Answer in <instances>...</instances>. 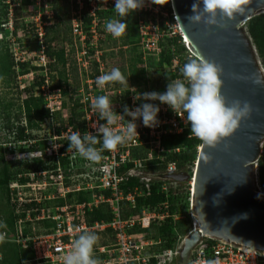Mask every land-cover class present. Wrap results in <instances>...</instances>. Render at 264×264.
Segmentation results:
<instances>
[{"label": "built area", "instance_id": "2783aa9c", "mask_svg": "<svg viewBox=\"0 0 264 264\" xmlns=\"http://www.w3.org/2000/svg\"><path fill=\"white\" fill-rule=\"evenodd\" d=\"M42 1V6H47L46 1ZM5 2L8 4V15L1 27L9 31L4 39L9 45L16 68L20 63H30L40 67V70H29L22 75L23 77L30 75L32 81L33 72L42 73L45 79L38 94L43 97L44 106L49 112L60 111L62 107L61 89L57 87L51 89L47 75L48 65L54 59H49L43 52L44 26L52 23L51 10L50 14L45 12L49 21L42 20L40 14L30 20L34 28L36 36L34 42L37 47L36 53H31L23 42L17 40V37H20L16 36L17 32L15 35L12 33L13 7L20 4L19 0L17 2L5 0ZM69 2L71 11L73 9L78 11L70 16L71 38L78 39L81 43L84 42L86 50L92 48V54L86 57L95 55L93 61L97 63L99 72L94 79L88 78L87 80L90 90L93 89V95L88 92L87 96L80 100L83 112L81 119L84 121L85 129L83 131L73 130L71 126H67L59 134L53 131L51 139L38 141L39 144L34 150L27 152L18 150L21 146L27 148L33 144L30 142L28 144L25 140L17 141L12 147H7L9 152L14 149L11 154L16 155L19 160L29 157L28 161L32 162L33 159H39L46 166L36 171L18 173L8 183L11 190L17 188L21 190V192L15 191L16 193L14 192L15 194L10 197L13 216L17 217L14 219L15 233L9 241L21 250H28L30 253L31 256L22 261L24 264H63V256L72 248L74 240L82 231L94 232L98 236L108 232L107 234L112 239L111 242L100 243L93 248V256L103 255L101 259L95 258L97 264H177L178 251L184 238L197 227L192 206L191 172L193 168L188 173L189 179L186 182H178L167 177L169 174L183 171L179 168L178 159L174 155L184 151L185 146L178 144L176 147L166 148L162 141L167 136L184 133L186 137H196L190 132V123L184 119L186 114L180 116L168 105L161 104L159 101H151L160 107L158 126L149 128L137 119L138 134L124 146H118L112 151L104 150L99 162L85 160L74 149H68L67 137L73 132H79L81 135L85 133L97 135L98 143L95 147H100L102 137L96 133V128L104 121L100 120L96 111L91 107L97 95L95 90L108 96L110 101L113 97H117V100L111 103L117 114L121 115L124 114L125 105L132 109L145 102L142 99H134L140 94L135 88H130L126 92L112 90V95H110L107 89L98 88L95 84L96 77L103 75L97 58V44L103 39V34L108 33L105 29L103 32L100 29L101 25L107 23L102 22L104 18L97 14V10L114 9L115 0H69ZM34 4V6L39 5V0H35ZM135 11L138 13L136 48L143 61L151 56L158 59L162 52L161 42L174 37H180L178 42L184 46L189 57L193 56L187 43L184 42L172 10L170 12L162 10L158 4L145 0L144 6ZM87 19L88 24L85 23ZM0 39H3L2 32H0ZM86 50L84 54H87ZM171 50H174L172 46ZM176 67L182 68L176 57H172L170 64H162L166 72L174 73ZM141 69L152 71L145 65L141 66ZM154 73V78L148 77L146 92L163 93L166 91L165 88L152 83L153 79L162 76V71L158 70ZM175 80H183V77H176ZM25 87L23 85L22 89ZM122 93H124L125 105L122 103ZM128 119L131 118L125 116L113 127L116 129L125 127ZM15 146L17 147L14 148ZM195 161L196 159L194 163ZM194 163L193 166H195ZM23 177L26 181L21 182L19 179ZM130 179H135V184L130 185ZM153 185L157 186L155 193H162L164 199L152 204L141 205L136 213L123 215L124 210L135 208L136 198L151 195ZM182 185L187 194L189 230L186 234L178 236L172 247L158 250L155 246L160 243V239L150 237L143 229L149 228L151 224L161 225L168 217L176 220L184 216L175 212L171 214L168 200L170 195L176 193L175 189ZM27 188H32L35 194H25L24 189ZM81 193L84 195L81 201L74 199L75 194ZM69 194H71L70 202H64L62 205L51 202L59 197L66 198ZM102 205L108 208L111 214L110 219L89 222V213ZM26 222L29 224L26 225ZM25 228L28 231L24 232ZM5 237L6 232L0 231V242L4 241ZM209 261L213 264H264V251L252 250L221 239L203 237L192 247L185 264H209Z\"/></svg>", "mask_w": 264, "mask_h": 264}, {"label": "water", "instance_id": "95a60500", "mask_svg": "<svg viewBox=\"0 0 264 264\" xmlns=\"http://www.w3.org/2000/svg\"><path fill=\"white\" fill-rule=\"evenodd\" d=\"M169 2L193 56L220 67L226 101H247L251 109L234 133L216 147L201 143L192 190L197 227L184 238L177 264L186 263L190 250L203 237L264 251V195L257 191L254 170L264 139V69L243 30L246 20L264 11V0H249L243 14L221 21L223 27L190 22L193 0ZM167 177L186 182L189 174L181 171Z\"/></svg>", "mask_w": 264, "mask_h": 264}, {"label": "clouds", "instance_id": "9594fccd", "mask_svg": "<svg viewBox=\"0 0 264 264\" xmlns=\"http://www.w3.org/2000/svg\"><path fill=\"white\" fill-rule=\"evenodd\" d=\"M151 2L159 4L157 0ZM248 3L249 0H193L192 14L187 19L192 23L203 22L208 26L223 27L221 21L243 14ZM144 4L145 0H115L113 8L120 19L107 22L105 30L113 38L123 36L127 27L124 18ZM220 72V67L213 62L200 57L189 58L180 69L183 80L169 81L163 93L151 91L136 95L134 99H142L145 102L132 109L125 105L123 115L117 114L108 96H97L91 107L100 120L104 121L96 128V133L102 137L100 147H95L98 143L97 135L73 132L67 137L68 149H74L85 160L99 162L104 150L112 151L118 146H124L138 134L137 119L146 127L158 126L160 107L151 101L168 105L180 116L186 114L184 119L190 123V132L205 145L216 147L223 138L234 133L241 120L247 117L251 110L247 101H226L221 94ZM126 82L128 83L127 78L119 68H112L110 72L96 77L95 80L98 88H103L106 84ZM256 82L260 83V80L257 79ZM125 116L131 118L126 126L114 128L117 121ZM96 242L95 233L82 231L74 240L72 248L63 256V264H97L92 255ZM209 264L213 262L209 261Z\"/></svg>", "mask_w": 264, "mask_h": 264}, {"label": "trees", "instance_id": "16d2710c", "mask_svg": "<svg viewBox=\"0 0 264 264\" xmlns=\"http://www.w3.org/2000/svg\"><path fill=\"white\" fill-rule=\"evenodd\" d=\"M46 3L49 4L50 10L52 12L51 20L52 23L49 25L44 26L45 30V36L43 41V52L46 56H48L49 59H54L52 63L48 65V78L49 82L53 79L52 70L56 69L55 66L57 63H65V51H64V45L58 46V49H54V46L59 42L64 43L67 42L68 44L71 43V35H70V16L69 13L71 11V3L69 0H45ZM11 2H17V0H11ZM20 4L18 6L13 7V34L15 35L18 30H24L26 34L30 33L29 30H31L34 33L33 27L28 22H18L21 12V6H26L28 3L33 4L35 0H19ZM159 3L158 5L168 12L171 11V8L169 6V0H157ZM43 4V1H42ZM41 4V9H42ZM157 4V3H155ZM97 14L103 18L107 19H115L119 20L120 17L115 13L114 9H108V10H97ZM8 15V4L5 2V0H0V32L3 33V39H0V77L2 76H8L10 73H12V77L17 76L18 74H25L30 69L36 71L40 70V67L29 65L25 68V65H28L29 63H20L18 64V72L16 73L14 67L16 68V64L13 60L12 53L10 51L8 43L5 41L4 38H6L9 34V31L7 29H4L1 27V24L7 20ZM42 20L49 21L48 18L43 15L41 16ZM127 21V24L130 25V33L132 36L135 35V38L132 43L130 40V43H128V38L126 36V32L123 36L120 37V47L123 49H130L135 50L136 49V42H137V30H136V21ZM85 23H89V20H85ZM133 27V28H132ZM135 28V29H134ZM133 29V30H132ZM243 30L247 37L250 39L251 44L253 45L257 57L259 59V62L261 66L264 68V11L254 14L251 16L248 20H246L243 24ZM128 33V32H127ZM25 34V35H26ZM34 37L36 38L35 34ZM180 37H174L172 39H166L165 41L161 42L162 46V52L160 56L157 58L154 57H148L144 62L141 58V55L139 51L137 50L136 54L133 55L136 56V60L141 63H145V65L152 69L154 72L156 71H162V76L158 77L156 79H153V84L158 86H167L169 81L175 80L176 77H182L180 73V69L176 67L175 72H166L162 68V64H170L172 57H176L181 65L183 67L184 63L188 61L189 58H192L194 56H188L187 52L185 51V48L182 44L178 42V39ZM128 39V40H127ZM102 40H99V44ZM98 45V44H97ZM129 45V47H128ZM171 46L173 47V51L171 50ZM26 48L27 47L25 44ZM127 49V50H128ZM93 50L92 48L88 49L87 55L92 54ZM121 54L122 51L120 50ZM57 62V63H56ZM95 69L94 71L89 74L92 79L95 78V76L99 73L97 70V63L93 62ZM16 68V69H17ZM139 71L145 75L146 71L143 69H139ZM145 73V74H144ZM45 76L40 73L36 74L34 78L31 81L30 86L34 87L36 89V92L34 90H30L29 88L22 89L24 92L27 93V96L22 100V111L21 113L25 116V119L27 121L30 120L31 117L37 118L39 121L45 120L47 118H53V116L58 115L60 111L55 112H49L47 108H45V103L43 100V97L38 94V91L40 89V86L44 83ZM49 87L52 88H62V85L59 83L52 85L49 84ZM164 88V87H163ZM36 93V94H35ZM61 93L65 94V89H61ZM101 95H103L101 93ZM100 96V95H96ZM78 101L75 100L74 105L70 108V120L65 123L61 124L60 127H55L54 133L59 134L61 130H64L67 126H71L73 130H81L83 131L85 129L84 127V121L80 120L83 116L82 112V106L81 104L77 103ZM64 104H62L63 106ZM77 117L79 121L72 120V117ZM18 120V116L16 117ZM13 124H10L9 121H6L5 128L7 129L8 133H13L14 135L12 137V140L14 142L17 141H24L30 138V134H28V126L26 125H17L15 126V129H13ZM186 133L182 135H175V136H167L163 139V145L167 147H176L178 144H183L185 146L184 151H182L179 154H175L174 156L178 159V166H181L182 164H185L187 162H192L193 159L195 160L197 156V146L201 144L202 141H200L198 138L194 137H186ZM39 144V143H38ZM17 147V146H15ZM33 149L34 146H31ZM264 148V144H263ZM20 151H27L25 147L21 146L18 148ZM31 150V149H30ZM12 162V161H11ZM11 162L9 165H11ZM13 163V162H12ZM15 163V162H14ZM13 163V164H14ZM22 163V162H21ZM26 167L25 169L16 168L15 170L10 171L7 173V183L11 179L15 178L18 173L26 172L29 170H38L40 168H45L46 166L43 165L42 161L39 159H33L31 164H28L25 162ZM48 167V166H47ZM24 170V171H23ZM21 182L26 181V179L20 178ZM130 185L135 184V179H130L129 182ZM257 186L264 192V164L258 162L257 164ZM157 188L156 185L152 186V193L148 197L145 198H136V206L134 209L124 210L123 215H126L128 213H136L139 211L141 205H147L152 204L158 201H161L164 199V196L162 193H155V189ZM183 186H179L177 189H175L176 193L174 195H170L168 198L169 200V209L170 213H179L180 215H184L182 218L173 220L172 217H168L161 225H155L151 224L149 228L143 229L147 232V234L154 238V239H160V243L155 246L158 250L165 249L168 247H172L174 242L176 241L178 236H182L187 233L190 227V219L187 214V194L185 193ZM84 195L81 194H75V198L77 201H81L84 197ZM71 201V194L67 195L66 198H57L51 201L52 203L56 205H62L64 202H70ZM48 204V203H47ZM13 210V209H12ZM17 216H13L10 220V223H14V219H16ZM111 214L108 210V208L104 205L101 207L94 209L91 213L88 215L89 222H93L94 220H100V219H110ZM26 225L29 223L26 222ZM27 228V227H26ZM24 229V232L28 231V229ZM140 230V229H139ZM94 233V232H93ZM108 232L102 233L101 235H104L102 237V240L106 244L111 242L110 236L107 234ZM96 234V233H95ZM105 234L108 237L107 240H105ZM100 235V236H101ZM98 236V234H96ZM101 240V241H102ZM210 242V241H209ZM17 253V264H24L22 263L23 260L29 258L31 255L28 253V250H21L20 247L16 248ZM94 258H103L102 254H99L97 256H93ZM153 262V260H152Z\"/></svg>", "mask_w": 264, "mask_h": 264}, {"label": "rangeland", "instance_id": "374dc122", "mask_svg": "<svg viewBox=\"0 0 264 264\" xmlns=\"http://www.w3.org/2000/svg\"><path fill=\"white\" fill-rule=\"evenodd\" d=\"M42 0H39V5L34 6L35 4L29 3L26 6H21V12L19 21L22 22H29V26L32 25L33 17L40 14L41 16L45 15L47 12L50 14V6L47 3V6H42L41 9ZM155 4V3H153ZM46 7V8H45ZM163 10V9H162ZM78 11L74 10L70 11L69 16H72L73 13H77ZM138 13L136 11L130 13L127 17L124 18V22L126 23V36L128 40V43H130V40H134L135 35L132 36L129 34L130 32V25L127 24V21L131 19V21L137 20ZM51 16V15H50ZM47 17V16H46ZM110 20L114 19H107L104 18L102 22H109ZM130 21V22H131ZM133 28V27H132ZM100 29H105V25H101ZM135 29V28H134ZM34 30V28H33ZM133 30V29H132ZM30 33L26 34L25 32H21L20 30L17 31L16 36L17 40L20 42H23L24 46L26 44L27 47H30L29 50H31V53H36V44L34 42V33L29 30ZM128 32V33H127ZM26 34V35H25ZM125 34V33H124ZM121 39L119 38H113L110 33L103 34V39L101 43H98L97 46V58L100 62L99 68L102 69V74H105L106 72H110L112 68H119L122 72V74L125 75L127 78L128 83L120 84V83H112V84H106L104 86L105 89H107L108 94L112 95V90H121L122 92L128 91L130 88H135L137 92L143 93L146 92L148 88V77L154 78V71L147 70L146 74L143 75L139 69L141 66H144L145 64L143 62L139 63L136 60L137 55L136 52L138 48L135 50H130L128 48L123 49L120 47ZM133 43V41H132ZM64 45V51H65V63H57L55 68L52 70L53 79L50 81V84H61L62 90L65 89V94H61V100L62 104H64L58 115L53 116V118H47L45 120L39 121L35 117H31L29 121L25 119V116L21 113L22 106L21 102L22 100L27 96V93L22 90L23 85L26 86V88H31L30 90H34L36 92V89L34 87H31V76L28 75L27 77H23L22 74H18L15 77H12V73L8 76H2L0 77V231L6 232V239L4 241L0 242V264H17V245L13 244L9 241V239L12 237V235L15 233L16 225H14L13 222L10 223L11 218L13 217V210L10 202V197L15 194V191H20V188L11 190V188L8 186L7 183V173H9L12 170H15L16 168L25 169L26 167L25 162L28 164H31L29 157L27 158H21L22 160H19L16 155H13L14 149H12L10 152L8 151L7 147L13 146L15 143L12 140V137L14 135V132L8 133L7 129L5 128L6 121L8 120L10 124H13V129H15V126L17 125H26L28 126V134H30V138H28L26 143L29 145L26 150L28 149L30 151L34 150L36 145L38 144V141L40 140H49L52 138L53 131L55 127H60L61 124H65L70 120V108L72 105H74L75 100H77V103H81L80 100L84 98V96H87L86 94L88 92H91L93 95V89L90 90V87L87 83L88 78L92 79L89 74H91L95 66L93 64V58L86 57L87 54H84V50H86L85 43H81L78 39H74L72 37L71 43L68 44L67 42L61 43L59 42L58 45L56 44L54 46V49H58V46ZM129 47V45H128ZM128 49V50H127ZM122 51V54L120 52ZM88 52V50H86ZM89 54L88 56H90ZM28 65H25V68L28 67ZM146 66V65H145ZM16 73L18 72V68L16 69L14 67ZM31 71H34L30 69ZM28 72V71H27ZM38 74V72H33V76ZM19 76V77H18ZM32 76V77H33ZM166 89V86H163ZM95 90V89H94ZM96 94L101 95L100 92H97L95 90ZM82 93L84 95L82 96ZM36 94V93H35ZM95 94V93H94ZM124 93H122V103L125 105L126 101L123 97ZM117 97L112 98L113 101H116ZM82 106V104H81ZM18 116V120L16 117ZM72 120L79 121L77 117H72ZM82 120V119H80ZM23 142V141H22ZM16 144V143H15ZM264 139L260 145V153L258 160L254 163V170L256 174V186H257V164L258 162L264 164ZM31 146H34L32 149ZM16 148V147H14ZM27 150V151H28ZM36 150V149H35ZM25 151V152H27ZM20 152V151H17ZM8 153V155H6ZM26 161H24V160ZM196 159V158H195ZM15 162L14 164L11 162ZM22 162V163H21ZM194 163V159L192 162H187L185 164H182L179 166V168L183 171H186L187 173H190ZM158 169V168H157ZM24 171V170H23ZM192 176V172H191ZM183 186V185H182ZM184 188V187H183ZM25 194H35V191L33 192L32 188L24 189ZM183 190V189H182ZM257 191L264 195V192L257 186ZM15 192V193H14ZM37 195V194H36ZM101 236H97V242L94 245V247L101 244H106L104 240H102ZM105 240L108 239V237L104 238ZM102 240V241H101Z\"/></svg>", "mask_w": 264, "mask_h": 264}, {"label": "bare ground", "instance_id": "6f19581e", "mask_svg": "<svg viewBox=\"0 0 264 264\" xmlns=\"http://www.w3.org/2000/svg\"><path fill=\"white\" fill-rule=\"evenodd\" d=\"M183 38H184V42H186V43L188 44V46H189V41H188V39H187L185 36H183ZM200 148H201V145H199L198 150H200ZM195 162H196V161H195ZM195 164H196V163H194V165H195ZM195 167H196V166L193 167V171H192V172H193V173H192V180H191V181H192V183H191V184H192V189H193V186H194V170H195Z\"/></svg>", "mask_w": 264, "mask_h": 264}]
</instances>
